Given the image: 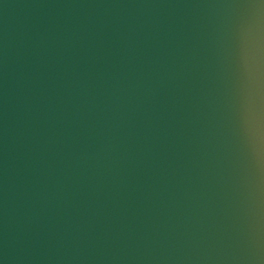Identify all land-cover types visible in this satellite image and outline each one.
I'll list each match as a JSON object with an SVG mask.
<instances>
[{
  "label": "water",
  "instance_id": "1",
  "mask_svg": "<svg viewBox=\"0 0 264 264\" xmlns=\"http://www.w3.org/2000/svg\"><path fill=\"white\" fill-rule=\"evenodd\" d=\"M0 264H264V0H0Z\"/></svg>",
  "mask_w": 264,
  "mask_h": 264
}]
</instances>
